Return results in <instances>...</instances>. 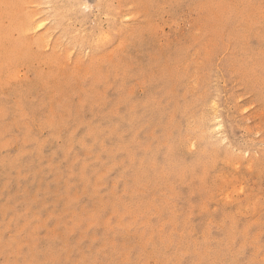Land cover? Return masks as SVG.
Listing matches in <instances>:
<instances>
[{
	"label": "rangeland",
	"instance_id": "obj_1",
	"mask_svg": "<svg viewBox=\"0 0 264 264\" xmlns=\"http://www.w3.org/2000/svg\"><path fill=\"white\" fill-rule=\"evenodd\" d=\"M0 264H264V0H0Z\"/></svg>",
	"mask_w": 264,
	"mask_h": 264
},
{
	"label": "bare ground",
	"instance_id": "obj_2",
	"mask_svg": "<svg viewBox=\"0 0 264 264\" xmlns=\"http://www.w3.org/2000/svg\"><path fill=\"white\" fill-rule=\"evenodd\" d=\"M203 121V120H202Z\"/></svg>",
	"mask_w": 264,
	"mask_h": 264
}]
</instances>
